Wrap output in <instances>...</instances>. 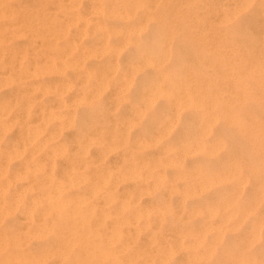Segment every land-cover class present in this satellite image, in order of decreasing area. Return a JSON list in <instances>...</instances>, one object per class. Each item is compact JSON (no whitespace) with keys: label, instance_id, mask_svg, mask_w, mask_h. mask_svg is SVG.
Wrapping results in <instances>:
<instances>
[{"label":"bare ground","instance_id":"bare-ground-1","mask_svg":"<svg viewBox=\"0 0 264 264\" xmlns=\"http://www.w3.org/2000/svg\"><path fill=\"white\" fill-rule=\"evenodd\" d=\"M132 3L130 0H118L104 5L103 1H94L89 13L95 19L113 18L126 25L132 14ZM73 4V0H0V88H5L7 93L11 84L17 88L11 99L0 98V222L15 211V205H6L2 201V194L12 181L26 180L27 190L32 192V196L36 195L21 215L28 220L27 225H0V264H168L169 249L157 231L161 221L158 210L140 205L139 197L147 192L136 190L118 195L115 189L119 181L141 179L143 176L139 169L148 170L144 176L147 178L152 174L150 169L179 167L181 155L192 162H203L195 165L194 181L184 196L199 195L195 198L198 200L209 193H219L214 202L206 205V227L202 231L213 230L218 236L221 230L210 226V219L216 220L217 226L221 227L239 224L264 205V114L260 116V110L255 112L256 106L264 110L260 103L264 97L258 99L253 86L239 83L221 85L190 75L183 79L170 78L167 72L159 70L158 81L140 87V94L146 101L154 102L161 96L169 102L168 113L158 118L152 140L159 141L176 131L173 129L176 121L173 116L198 115V118L184 124L188 128L183 127L170 136L168 148L160 147V155L167 156L165 162L157 158L149 163L137 159L133 160L131 167L122 169L95 167V162H101L107 153L117 148L113 130L107 123L88 130L87 135L92 140L81 132L78 139L70 142H66L57 129L46 134L44 126L54 116L45 113L46 110L40 112L43 106L33 94L55 95L57 90L26 87L22 82L61 72L56 65L60 69L68 65L61 61L59 40L66 34L69 24H77L79 20L86 23L84 16L75 12ZM142 30L140 24L138 30L126 27L111 31L119 33L124 42L116 48L109 47L104 40L98 43L97 49L108 53L110 62L77 76L80 80L85 77L95 81L94 88L84 86L81 99L89 100L109 86L103 87L114 72V53L128 44V35L139 34ZM102 34L106 35V30ZM80 39L81 35L75 36L69 49ZM20 40L25 41L26 46H18ZM97 49L91 50L88 56L97 58ZM150 56L145 51L136 53L129 61L130 73L135 76L147 66L156 70L159 61ZM82 62L78 59L70 65L79 66ZM127 84L124 83V87ZM65 88L66 85H61L58 92ZM247 101L249 103L244 104ZM32 108L39 110L34 116H31ZM214 125L221 128L220 135L212 143L203 141ZM11 128H16V141L2 147L1 134ZM231 130L235 136L229 134ZM47 141L55 142L57 150L49 152L44 144ZM91 145L97 146L95 159L89 156ZM143 146L140 141L137 147ZM57 156L63 163L61 180L51 177ZM12 160L18 168L7 180L8 163ZM251 183L256 187L249 197V204L244 206L239 201L245 185ZM81 188L85 192L78 193ZM65 190L68 192L63 200ZM98 197L100 200L95 204L89 201ZM36 204L42 206L41 214L34 217L30 211ZM110 205L115 208L110 210ZM164 209L172 212L169 204ZM126 211L129 216L123 217ZM150 214H157V225L150 227L149 237L138 247L140 231L135 224ZM195 214L202 215V209L194 210L191 215ZM262 225L264 216H256L250 237ZM244 246L240 250H244ZM250 264L256 263L252 259Z\"/></svg>","mask_w":264,"mask_h":264},{"label":"rangeland","instance_id":"rangeland-1","mask_svg":"<svg viewBox=\"0 0 264 264\" xmlns=\"http://www.w3.org/2000/svg\"><path fill=\"white\" fill-rule=\"evenodd\" d=\"M73 1L75 12L83 15L86 23L79 20L77 24H69L66 34L59 40L61 61L68 65L63 69L56 65V69L61 72L35 79L28 78L27 82L22 84L26 87H48L57 90L55 95L33 94L34 99L43 106L40 112L46 110L45 113L54 116L44 126L48 135L57 129L66 142L78 139L81 134L92 140L93 138L87 135L89 129L105 123L109 125L110 130H113L117 148L107 153L101 162H95V167L122 169L131 167L135 162L133 160L137 159L149 163L157 158L165 162L167 156L160 155V147L168 148L171 145L170 136L183 127L188 128L184 125L186 122L198 118V115L190 114L173 116V120H176L173 129L176 131L170 132L159 141L152 140L158 118L168 113L169 102L161 96L156 97L154 102L146 101L140 94V87L158 81L159 70L167 72L170 78L183 79L190 75L198 79H210L221 85L239 83L253 86L256 97H264V0H130L133 2L132 14L126 25L113 18L95 19L93 14L89 13L94 1H103V4L107 5L118 0ZM140 24L143 30L139 34L128 35V44L125 43V47L114 53V72L106 79L103 87L109 86L89 100L81 99L84 86L94 88L95 81L85 77L80 80L79 74L101 68L110 62V55L97 49L98 43L104 40L111 48L123 45L119 33L111 31L126 27L138 30ZM103 30H106V35L102 34ZM80 35V41L74 42L73 47L69 49L74 37ZM17 45L26 46V43L20 40ZM94 49L98 50L97 58L88 56ZM142 51L156 58L159 67L156 70L148 66L143 67L133 76L129 71V61L136 53ZM78 59L83 60L81 65H70ZM124 83H128L127 86L124 87ZM61 85H66L67 88L59 93ZM4 90L5 88H0V98L11 99L17 88L11 84L8 93ZM248 103L249 101L244 102ZM260 103L264 106V100ZM38 108L31 109V116L39 112ZM258 111L260 116L264 114L260 106L255 107V112ZM233 131L229 134L235 136ZM220 132L221 128L214 125L212 132L203 141L212 143ZM1 135L2 147L8 143L12 144L16 141V128H11ZM140 141L145 146L137 147ZM33 143L36 144V141ZM44 144L49 152L57 150L53 141ZM96 147L90 146L89 156L92 159L98 154ZM184 157L180 156L179 167L150 169L152 174L147 178L144 176L146 172L149 173L148 170L145 172V169H139L143 176L141 179L118 182L115 189L118 195L129 191H146L147 193L139 197L140 205L154 207L161 218L158 225L155 222L157 214L145 215L136 222L135 226L140 231L138 247L149 237L150 227L156 224L160 240L169 249L168 264H250L252 259L256 264H264V225L250 237L254 218L264 216V205L239 224L221 227L217 226L216 220L210 219V226L221 230L218 236L213 230L202 231L206 227V205L214 202L219 193H209L198 200L195 198L199 195L184 196L194 181L195 165L203 163L192 162ZM59 159L57 156L51 175L54 180L62 178L63 163ZM17 168L15 161L8 163L7 180ZM26 184V180H14L2 194V201L6 205H15V211L12 215L4 216L0 225L22 227L29 223L21 215L27 210L29 201L35 200L36 195L32 196ZM194 186L197 188V185ZM255 187L254 183L245 185L239 201L241 204H249V197ZM66 192L68 191L65 190L62 194L63 200ZM83 192L85 190L81 188L78 193ZM99 200L100 197L89 201L95 204ZM167 204L172 207V212L165 211L164 206ZM41 207L39 204L34 205L31 214L34 217L40 215ZM109 207L110 210L115 208L113 205ZM199 208L203 211L202 215H191ZM128 216L129 212L123 213V217ZM146 224L148 226H145ZM243 245L245 249L240 250Z\"/></svg>","mask_w":264,"mask_h":264}]
</instances>
